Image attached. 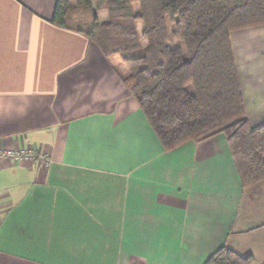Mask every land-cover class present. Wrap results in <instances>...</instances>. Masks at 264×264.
Masks as SVG:
<instances>
[{
  "label": "crops",
  "instance_id": "obj_1",
  "mask_svg": "<svg viewBox=\"0 0 264 264\" xmlns=\"http://www.w3.org/2000/svg\"><path fill=\"white\" fill-rule=\"evenodd\" d=\"M55 2L0 0V152L47 160H0V264H204L221 247L264 264V180L241 186L224 135L164 150L127 70L53 26ZM229 37L257 127L264 25Z\"/></svg>",
  "mask_w": 264,
  "mask_h": 264
},
{
  "label": "trees",
  "instance_id": "obj_2",
  "mask_svg": "<svg viewBox=\"0 0 264 264\" xmlns=\"http://www.w3.org/2000/svg\"><path fill=\"white\" fill-rule=\"evenodd\" d=\"M50 23L127 70L122 82L164 150L224 135L241 186L264 180V124L246 121L229 37L264 25V0H56ZM253 262L221 247L204 264Z\"/></svg>",
  "mask_w": 264,
  "mask_h": 264
},
{
  "label": "built area",
  "instance_id": "obj_3",
  "mask_svg": "<svg viewBox=\"0 0 264 264\" xmlns=\"http://www.w3.org/2000/svg\"><path fill=\"white\" fill-rule=\"evenodd\" d=\"M7 158L12 160L14 163H21L22 161L33 160L36 158L46 160V156L40 154L36 149L31 148H20L11 151L0 152V160Z\"/></svg>",
  "mask_w": 264,
  "mask_h": 264
},
{
  "label": "rangeland",
  "instance_id": "obj_4",
  "mask_svg": "<svg viewBox=\"0 0 264 264\" xmlns=\"http://www.w3.org/2000/svg\"><path fill=\"white\" fill-rule=\"evenodd\" d=\"M92 5H93V8L96 10V14H97L98 19L100 21H104V19H106L105 17H107V13H106L103 5L99 4V3H95L94 1H92ZM141 28H142L141 23H138L137 24V30H138V34H139L140 47L142 48L146 45V42L140 36ZM119 66H120V68H124L122 65H119Z\"/></svg>",
  "mask_w": 264,
  "mask_h": 264
}]
</instances>
